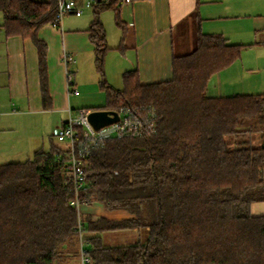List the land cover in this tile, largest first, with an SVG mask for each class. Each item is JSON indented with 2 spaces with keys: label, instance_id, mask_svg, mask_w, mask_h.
I'll use <instances>...</instances> for the list:
<instances>
[{
  "label": "trees",
  "instance_id": "obj_1",
  "mask_svg": "<svg viewBox=\"0 0 264 264\" xmlns=\"http://www.w3.org/2000/svg\"><path fill=\"white\" fill-rule=\"evenodd\" d=\"M57 4L0 0V28L37 46L45 106L47 46L38 31L53 20ZM122 4L98 1L88 30L108 96L104 108L152 107L156 130L94 149L83 159L87 182L78 200L128 216L83 214L71 204L70 149L52 135L49 148L26 161L0 163V264H66L80 260L81 244L89 264H264V216L251 213L254 202L264 201V93L207 92L212 76L246 45L200 34L193 53L173 59L170 80L143 85L131 71L117 90L105 79L111 48L100 15L113 11L122 27ZM135 230L145 231V242L103 243L104 233Z\"/></svg>",
  "mask_w": 264,
  "mask_h": 264
},
{
  "label": "crops",
  "instance_id": "obj_2",
  "mask_svg": "<svg viewBox=\"0 0 264 264\" xmlns=\"http://www.w3.org/2000/svg\"><path fill=\"white\" fill-rule=\"evenodd\" d=\"M93 19V9H85L81 16L65 17L61 28L46 24L38 31V38L47 46V106L44 105L39 53L34 41L21 35L8 36L0 28V134H25L27 131L37 134L44 121L53 120L56 127L52 138L55 129L78 109H106L108 96L100 85L102 77L96 68L95 45L88 31ZM100 19L111 48L104 61L105 79L117 90L124 88V75L131 71H137L143 85L170 80L175 57L193 53L198 48L200 34H220L230 44L246 47L232 65L212 76L208 94L230 97L264 93L261 77L264 70L259 68L261 56L255 51L264 47V0H132L120 8L122 27L117 25L113 11L103 12ZM2 24L0 12V26ZM244 51L254 52L251 65L242 59ZM65 54L75 60L68 68L78 94L70 90L67 66L63 61ZM98 89L105 93L104 106L92 109L78 103V97H91ZM84 104L93 102L84 101ZM28 137L31 140L25 145H29L26 150L29 155L37 147L33 136ZM37 138L44 144L42 136L37 134L33 139ZM9 144L11 148L16 147L15 143ZM97 206L100 216L110 219L116 217L115 213L118 219L128 216L125 211H106L102 205ZM251 213L264 216V201L254 202ZM135 232L141 240L143 232ZM66 264L81 263L78 259Z\"/></svg>",
  "mask_w": 264,
  "mask_h": 264
},
{
  "label": "built area",
  "instance_id": "obj_3",
  "mask_svg": "<svg viewBox=\"0 0 264 264\" xmlns=\"http://www.w3.org/2000/svg\"><path fill=\"white\" fill-rule=\"evenodd\" d=\"M101 0H58L57 10L50 25L54 28H61L63 20L67 16H81L85 9H92ZM132 0H123V3H131ZM63 61L67 66V79L72 94H78L73 82L72 71L69 65L75 62L71 55L65 54ZM118 113V122L95 131L88 122V115L92 110L80 109L76 115H70L69 119L53 132L54 138L68 144L70 158L67 168V176L75 191V199L72 205L78 208L81 213L82 204L78 200V192L83 189L87 182V172L83 159L94 150L101 148L109 140L123 138L148 137L156 130L157 113L149 106L130 108L120 107L114 110ZM81 229V228H80ZM85 235L81 231V237ZM91 259L86 255L85 248L81 244L80 263L89 264Z\"/></svg>",
  "mask_w": 264,
  "mask_h": 264
},
{
  "label": "rangeland",
  "instance_id": "obj_4",
  "mask_svg": "<svg viewBox=\"0 0 264 264\" xmlns=\"http://www.w3.org/2000/svg\"><path fill=\"white\" fill-rule=\"evenodd\" d=\"M255 51L261 56L259 58V64H260L259 68L264 70V47L259 48L258 50H255ZM243 54L244 55L242 59L251 65L253 61L252 57H255L254 52L244 51ZM261 77H262V80H264V74H262ZM262 84H264V82ZM104 97H105V93L98 89L97 91L94 92V94L91 95V97L86 98L84 96H80L78 97L77 101L78 103H81V106L92 107V109H96V108H101L102 106H104V103H105ZM84 101H87V103L88 101L89 102L92 101L93 104H84ZM74 115H76V112ZM55 127H56V122L53 120L44 121L42 123V127L39 129V132L37 134L43 137L44 144H41V142L38 141L40 140L38 138L33 139L37 136V134H34V133L30 134V131H27L25 134L23 132H17V133L9 132L5 134H0V163H4V162L7 163L9 161L10 162H21V161L23 162V161H26L28 158H31L33 156V153L36 150L41 149V148L48 149L50 146V136ZM28 135L33 136L32 140L33 142H35V145L37 147L34 150V152H31L29 155L26 152V150H28L29 145H25V143L28 140H31L29 139ZM54 142L58 145H63L57 142L56 140ZM9 143H15L16 147L11 148L12 145ZM35 145H33V147H35ZM97 205L98 204H93L90 206H83L81 208V213H84V214L88 213V214H93L95 216H100L99 215L100 210L98 209ZM115 214H116V217L115 218L112 217V218L118 219L117 218L119 217V215H117L118 213H115ZM142 232H143L142 235H140L142 239L141 242H145L146 233H144L145 231H142ZM138 238H139V235L135 231H119V232H108V233L102 234V240H103L104 245H110V246L130 245V244L136 243V241L138 242Z\"/></svg>",
  "mask_w": 264,
  "mask_h": 264
},
{
  "label": "water",
  "instance_id": "obj_5",
  "mask_svg": "<svg viewBox=\"0 0 264 264\" xmlns=\"http://www.w3.org/2000/svg\"><path fill=\"white\" fill-rule=\"evenodd\" d=\"M118 113L114 110H93L88 115V122L95 131L118 122Z\"/></svg>",
  "mask_w": 264,
  "mask_h": 264
}]
</instances>
